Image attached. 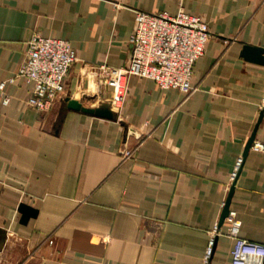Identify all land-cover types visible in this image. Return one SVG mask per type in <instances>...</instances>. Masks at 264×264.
I'll use <instances>...</instances> for the list:
<instances>
[{
    "label": "crops",
    "instance_id": "obj_1",
    "mask_svg": "<svg viewBox=\"0 0 264 264\" xmlns=\"http://www.w3.org/2000/svg\"><path fill=\"white\" fill-rule=\"evenodd\" d=\"M179 10L211 33L191 96L131 77L112 120L63 112L66 97L97 108L89 71L127 64L136 11ZM34 34L77 60L50 111L27 106L22 80L0 103V264H202L233 183L239 236L264 244V154L231 181L253 133L264 142V0H0V82ZM227 228L209 264H230Z\"/></svg>",
    "mask_w": 264,
    "mask_h": 264
},
{
    "label": "built area",
    "instance_id": "obj_2",
    "mask_svg": "<svg viewBox=\"0 0 264 264\" xmlns=\"http://www.w3.org/2000/svg\"><path fill=\"white\" fill-rule=\"evenodd\" d=\"M210 38L208 24L201 16L183 10L173 15L136 11L135 29L129 38L131 55L127 64L123 68L98 66L89 71L104 94V97L96 99L95 105L107 106L113 112L120 111L131 77L149 80L161 90H176L186 98L191 96L196 90L192 84L193 68L203 56ZM26 45L25 58L14 76L0 82V103L4 106L10 104L7 87L22 80L28 88L27 106L45 113L65 93V79L77 56L70 43L63 39L34 34ZM107 89H110L108 95ZM249 151L264 154V142L254 140ZM124 156L129 158L132 153L126 152ZM242 162L243 157H239L231 175L232 182L236 180ZM226 220L228 228L224 235L233 241L230 264H264V244L239 236L240 227L235 211L229 210ZM219 234V226L215 224L202 264H209Z\"/></svg>",
    "mask_w": 264,
    "mask_h": 264
},
{
    "label": "water",
    "instance_id": "obj_3",
    "mask_svg": "<svg viewBox=\"0 0 264 264\" xmlns=\"http://www.w3.org/2000/svg\"><path fill=\"white\" fill-rule=\"evenodd\" d=\"M63 112L66 110H70V111H74V112H81L83 114L95 117V118H100V119H106V120H112L114 118V112L112 110H110L107 106H100L97 108H90V107H86L84 106L80 101L78 100H74L70 97H66L64 99V107L62 108ZM255 139V133H253V135L251 136L250 140L248 141L246 148L244 150V154H243V158H245V156L248 154L249 152V148L252 144V142ZM241 169V168H240ZM240 171V170H239ZM239 175V172H238ZM237 175V177H238ZM237 179V178H236ZM234 183L230 189V192L228 194V197L226 199L224 208L222 210V214L220 217V222H219V226L222 225L223 221L225 220V218L228 216L229 213V208H230V202L234 193ZM20 212L23 214V220L27 219V216H32L34 217L36 214V210L22 204L20 206Z\"/></svg>",
    "mask_w": 264,
    "mask_h": 264
}]
</instances>
